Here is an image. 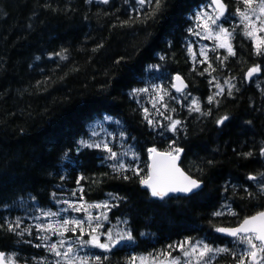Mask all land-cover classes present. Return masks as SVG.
I'll return each mask as SVG.
<instances>
[{"label": "trees", "instance_id": "obj_1", "mask_svg": "<svg viewBox=\"0 0 264 264\" xmlns=\"http://www.w3.org/2000/svg\"><path fill=\"white\" fill-rule=\"evenodd\" d=\"M224 1L229 13L240 4ZM209 2L161 0L153 14L154 0H0V254L31 262L41 250L11 219L23 200L48 208L70 188L89 202L114 197L110 218L129 227L133 240L116 246L105 264H130L183 240L228 246L211 264H237L234 239L216 229L264 210V51L257 54L233 24L235 55L219 49L195 62L191 18ZM255 66L261 73L249 78ZM156 70L180 74L199 98V112L168 98L181 122L175 131L150 123L132 93ZM226 82L217 93L215 85ZM105 116L122 123L139 152L138 168L117 170L103 148L80 146ZM153 146L182 149L180 164L202 189L153 197L141 182Z\"/></svg>", "mask_w": 264, "mask_h": 264}, {"label": "rangeland", "instance_id": "obj_2", "mask_svg": "<svg viewBox=\"0 0 264 264\" xmlns=\"http://www.w3.org/2000/svg\"><path fill=\"white\" fill-rule=\"evenodd\" d=\"M236 1L240 2V4L234 6L229 15L224 14L221 16L216 21V25H211V22L208 20H200L198 22V14L201 12H207L209 16L212 17L216 16V11L214 10V6L211 2L203 4L193 13L191 18L192 27L189 31V41L187 43L192 58L193 53H195V59H193L195 62H207L211 55L216 54L219 49L227 50L226 48H221L219 46V40L214 38H203L205 35L203 25L205 23H208L213 28L214 32L217 26H222L231 34V27L233 24H240L245 31L247 30L245 23L242 21L240 16V11H245L246 6L242 3V0ZM252 7L256 8L257 5L253 4ZM253 20H255V17H253ZM257 27H259V25H257ZM195 33H200V35H196ZM256 35L264 38V32L257 31ZM227 40L228 43L231 44V37H228ZM253 44L256 47L254 40ZM201 50L205 51V56L200 54ZM255 67H259L260 71L254 74L261 73L260 66ZM160 71L161 70H156L157 74L149 75L145 79V84L138 88H147V92L134 93L133 91L132 93L144 108L146 117L152 124L155 125V127L167 132L175 131L179 125H177L175 130H173L171 127L172 121L179 119L174 117L173 110L167 102L168 98L173 99L174 101H180L179 105L181 106H183L185 104L184 101H186L185 105H189L193 108L194 102L195 104L199 103V98L191 92H188V90L181 93L175 91L173 82L174 75H172L173 77L171 78L167 72L161 71L160 73ZM227 83L228 82L224 85L218 83L215 85L214 89L217 90V93H220L221 89H223ZM106 117L109 119H105ZM121 127L122 123L111 116L99 118L90 126L89 136L83 140L88 141L89 143H100L102 141L107 143L108 148H110L112 152H115L117 155V159H110V162L114 167H116L118 163H122L124 165V169L130 167L138 168L141 163L139 152L133 143L128 140L127 136L123 134ZM93 131L97 134L92 135ZM171 152L174 153V151ZM124 153L128 154L124 155ZM106 155L107 157L110 156V153L107 150ZM67 189L68 190L66 192L59 193L58 196L55 197L53 205L48 208H39L35 207V205L30 206L31 202L27 200H23V205L19 204L20 212L15 214L11 220L13 222L19 220L20 224L19 227H16L15 225L14 227L17 231H22L23 233L32 236L34 246L38 247L43 253L39 252L41 255L32 258L31 262H19L16 259L15 254L7 253L5 256L0 254L3 257V262L6 264H57V261H60V264H65L63 258L56 257L51 251H49V246L51 244L56 243L59 248V241L63 240L65 243L64 247L60 249L61 251H65L68 247H71L77 256L88 257L89 264H91L95 251L105 253L102 249L92 247L89 244H83V241L91 239V236H89L88 233L92 231V228H97V225H100L93 235H98L101 243H108L106 236L107 232H112L114 239L118 233L123 234L130 232L129 227L124 220L112 221L110 218V206L114 197L107 198L106 200L100 202H89L80 196L79 192L70 190V188ZM65 201H67V203H65ZM96 204L102 205V207H89V205ZM105 204H107V207H103ZM70 205H74L75 208L79 210H74V208L70 207ZM48 212L56 213V215H45ZM89 216L92 217L91 221H89ZM96 217H99V220H97ZM64 220H83V230L73 224H69L67 229L61 228L60 225L63 224ZM89 223L91 224V227H89ZM36 225H40L44 231L38 229ZM48 225L52 226V231L47 229ZM59 232H63V236L59 235ZM45 237H47V239H44ZM125 241L127 240H120L119 243H116L115 246L112 247V249ZM232 243L238 247L237 249L239 252L236 255V263L238 264L245 246L235 242L234 240ZM197 244H208L214 249L228 248V246L226 247L223 245L212 246L210 243L202 240H183L173 245L171 250L133 257L130 264H173L175 260H179V264H196L198 253L189 257L185 256L184 251L181 249L183 247L186 251ZM218 255L220 254L213 255L211 260ZM71 264H79V261L73 259ZM245 264H250V261L246 260Z\"/></svg>", "mask_w": 264, "mask_h": 264}, {"label": "snow or ice", "instance_id": "obj_3", "mask_svg": "<svg viewBox=\"0 0 264 264\" xmlns=\"http://www.w3.org/2000/svg\"><path fill=\"white\" fill-rule=\"evenodd\" d=\"M91 2V0H89ZM101 2L107 4L108 0H101ZM148 3L149 5L153 4V0H138L139 5L144 6L145 3ZM212 5L214 6V10L216 11V16L212 17L209 16L207 12H201L198 14V22L200 20H208L211 22V25H216V21L224 15V12L226 11V5L223 3V0H211ZM242 3L246 6L245 11H240V16L242 18V21L245 23L246 32L245 35L251 37L256 44V50L257 54H261L262 51H264V38L258 37L256 35L257 31L264 32V0H242ZM253 4H256L257 7L253 8ZM154 9L153 14H155L161 7V0H154ZM258 9V10H257ZM253 17H255V20H253ZM259 25V27H257ZM203 28L205 30V35L203 38H214L220 41L219 46L221 48H226L229 55H235V52L233 51L231 44L228 43L227 38L230 37V33L227 29H225L222 26H217L215 32L213 28L208 24L205 23L203 25ZM196 35H200V33H195ZM191 51V49H190ZM200 54L202 56H205L206 53L204 50H201ZM193 59H195V53H193ZM259 67H254L248 72V76L251 77L254 73L259 72ZM176 79L179 81L181 78L179 76L176 77ZM178 92L181 91L180 88L176 89ZM148 89H136L134 90V93L138 92H147ZM223 91V89H221ZM230 94V93H229ZM212 100L209 98V103H211ZM194 111L199 112L200 108L198 104H195L194 102V108L191 109ZM105 119H109L106 117ZM228 117L225 116L221 120H219L217 123L223 124L225 120H227ZM151 123V121H149ZM179 120L172 121V129L175 130L177 125H180ZM97 133L93 131L92 135H96ZM81 147H103L105 150H107L110 153L109 159H117V155L115 152H112L110 148H108L107 143L100 142V143H89L88 141L81 140L79 142ZM152 153H154L156 156L161 158H166L167 160V166L161 167V165L154 161L153 164V171L150 176H148L146 179H142V183L151 189V195L153 197H157L160 200H164L165 197H167L170 193H184V194H191L193 193L194 189H198L200 187V184L196 181L191 179L190 177L186 176L183 172L180 171L179 168L175 166V161L179 157V153L182 151L180 148H176L174 151L176 152V155H173L172 152L169 153H157L156 149L150 150ZM128 153H124V155H127ZM117 170L123 171L124 165L122 163H118L116 166ZM264 175V174H262ZM127 178V177H125ZM249 179L256 180L257 177L250 176ZM261 187L264 188V179L260 182ZM82 191V189H81ZM67 203V201H65ZM70 207L74 208V210H79L75 208L74 205H70ZM89 207H102V205L96 204V205H89ZM103 207H107V204L103 205ZM221 213H215V215H220ZM234 214V213H233ZM45 215L47 216H54L56 213L48 212ZM106 218V216H105ZM92 217L89 216V221H91ZM97 220H99V217H96ZM20 221L17 220L15 222V226L19 227ZM69 224H73L76 227L83 230V220H64L63 224L60 225L61 228L67 229ZM10 230H14L12 225L9 226ZM38 229L41 231H44V229L40 225H36ZM89 227H91V224L89 223ZM100 227V225H97V228ZM97 228H92V231L88 233L89 236H91V239L88 241H83V244H89L92 247L99 248L104 250L105 252H110L112 247L115 246L116 243H119L120 240H133V237L131 235V232L123 233V234H117L115 239L113 238L112 232H107V240L108 243H101L98 235H93V233L96 232ZM47 229L49 231H52V226L48 225ZM217 232L224 233L228 236H231L234 238V241L244 245L245 248L243 252L241 253L240 260L238 264H245L246 260L250 261V264H264V211L259 212L257 215L252 216L250 218H246L242 221L239 227L236 228H217ZM20 234H23L22 232ZM30 234V232H29ZM59 235L63 236V232H59ZM44 239H47L45 237ZM64 241H59V248L57 247L56 243H53L49 246V251H51L56 257H61L65 261V264H71L73 259H76L79 261V264H89V258L88 257H79L74 253L73 248L68 247L65 251H61L60 249L64 247ZM184 251L185 256L191 257L193 254L198 253V259L196 261V264H211V258L215 254H223L228 253L230 250L227 248H217L214 249L210 247L208 244H197L195 246H192L189 250H184L183 247L181 249ZM100 257L95 256L94 261L95 264H100ZM143 260V258H142ZM0 264H3V257L0 255ZM57 264H60V261H57ZM173 264H179V260H175Z\"/></svg>", "mask_w": 264, "mask_h": 264}, {"label": "water", "instance_id": "obj_4", "mask_svg": "<svg viewBox=\"0 0 264 264\" xmlns=\"http://www.w3.org/2000/svg\"><path fill=\"white\" fill-rule=\"evenodd\" d=\"M223 3L225 4V2L223 1ZM226 5V4H225ZM226 12H227V6H226V11L224 12V14H226ZM177 76H179L181 79L178 81L177 79H176V77ZM174 89L176 90L177 88H180L181 89V91H179V92H185V91H187V89H188V83H187V81H186V79L183 77V76H181V75H179V74H176L175 75V77H174ZM177 91V90H176ZM156 149V152L157 153H169V152H171V151H167V150H161V149H159L157 146H153V147H151V149ZM150 149V150H151ZM173 155H176V154H174V153H172ZM154 161H156V162H158L160 165H161V167H166L167 166V160H166V158H161V157H158V156H156L154 153H152L151 151H150V157H149V167H148V176H150L151 174H152V171H153V164H154ZM175 166L177 167V168H179L180 169V171L181 172H183L186 176H188V177H190L191 179H193V180H196L199 184H200V187L198 188V189H194V191H193V193H191V194H184V193H170L168 196H170V195H185V196H189V195H192V194H194V193H197V192H199L201 189H202V187H203V184H202V182H200L198 179H196V178H194L193 176H191L182 166H181V164H180V156L178 157V159L175 161ZM149 190H150V192H151V189L149 188ZM167 196V197H168ZM155 198H157V197H155ZM166 198V197H165ZM262 211H264V210H262ZM261 212V211H260ZM259 213V212H258ZM258 213H256V214H253V215H250V216H248V217H246V218H250V217H252V216H255V215H257ZM245 218V219H246ZM243 221V220H242ZM242 223V222H241ZM240 223V224H241ZM240 224L239 225H237V226H232V227H226V226H222V227H220V228H229V229H232V228H236V227H239L240 226ZM219 234L220 235H222V236H224V237H229V238H232V239H234L233 237H231V236H228V235H226V234H224V233H220L219 232ZM3 264H5L4 262H3Z\"/></svg>", "mask_w": 264, "mask_h": 264}, {"label": "flooded vegetation", "instance_id": "obj_5", "mask_svg": "<svg viewBox=\"0 0 264 264\" xmlns=\"http://www.w3.org/2000/svg\"><path fill=\"white\" fill-rule=\"evenodd\" d=\"M46 250H48V249H46ZM113 252V249H111V251L110 252H103V253H101V252H99V251H95V253H94V256H93V259L91 260V264H95V261H94V257L95 256H99L101 259H100V264H105V262H106V260L108 259V256H110L111 255V253ZM40 253H43L42 251H40ZM37 254L36 256H40L41 254ZM47 253V252H46ZM7 253H2V255L3 256H5ZM8 254H14V253H8ZM36 256H34V257H36ZM33 257V258H34Z\"/></svg>", "mask_w": 264, "mask_h": 264}, {"label": "bare ground", "instance_id": "obj_6", "mask_svg": "<svg viewBox=\"0 0 264 264\" xmlns=\"http://www.w3.org/2000/svg\"><path fill=\"white\" fill-rule=\"evenodd\" d=\"M178 74V73H177ZM176 75V74H175ZM175 75H174V77H175ZM180 75V74H179ZM174 80V79H173ZM174 82V81H173ZM176 91V90H175ZM178 92V91H177ZM181 93V92H180ZM149 157H150V155H149ZM262 211V210H261ZM260 212V211H259ZM258 213V212H257ZM256 214V213H255Z\"/></svg>", "mask_w": 264, "mask_h": 264}]
</instances>
